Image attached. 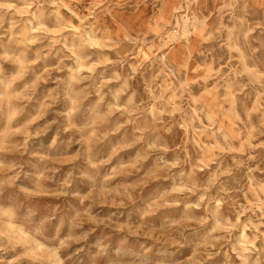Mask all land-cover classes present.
<instances>
[{"label":"rangeland","instance_id":"1","mask_svg":"<svg viewBox=\"0 0 264 264\" xmlns=\"http://www.w3.org/2000/svg\"><path fill=\"white\" fill-rule=\"evenodd\" d=\"M260 2L0 0V264H264Z\"/></svg>","mask_w":264,"mask_h":264},{"label":"bare ground","instance_id":"2","mask_svg":"<svg viewBox=\"0 0 264 264\" xmlns=\"http://www.w3.org/2000/svg\"><path fill=\"white\" fill-rule=\"evenodd\" d=\"M177 1V0H176ZM254 2V4H260V1L257 0H252ZM221 6V0H198V6H196L194 4V6L192 7V11L198 15L200 13L198 8H203V7H210V13H215L218 8ZM167 14L164 15L163 20H167ZM140 23L141 28H144L147 26L146 24V20L141 17V14H139L138 16H136L134 18L135 22ZM149 25V22H148ZM127 37V36H126ZM194 39V38H193ZM182 50L181 46L179 44H174L169 52V56L171 57V61H175L174 59L177 57V53H179V51ZM190 53H192L194 51V46L191 47L190 49ZM195 66H194V62L192 61H188L187 62V76H188V80H192L193 78H195V72H194Z\"/></svg>","mask_w":264,"mask_h":264},{"label":"crops","instance_id":"3","mask_svg":"<svg viewBox=\"0 0 264 264\" xmlns=\"http://www.w3.org/2000/svg\"><path fill=\"white\" fill-rule=\"evenodd\" d=\"M258 1V0H257ZM261 1V0H260Z\"/></svg>","mask_w":264,"mask_h":264}]
</instances>
